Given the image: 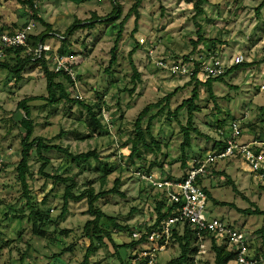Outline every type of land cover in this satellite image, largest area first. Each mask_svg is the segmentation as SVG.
Returning <instances> with one entry per match:
<instances>
[{"label": "rangeland", "instance_id": "374dc122", "mask_svg": "<svg viewBox=\"0 0 264 264\" xmlns=\"http://www.w3.org/2000/svg\"><path fill=\"white\" fill-rule=\"evenodd\" d=\"M24 1L28 0H0V33H14L35 20L34 11ZM136 1L34 0L39 17L51 25L53 32L62 36V39L51 36L47 43L66 57L77 77V84H70L63 77L57 81L66 85L72 97L91 105H101L111 126H107L105 117L101 115L108 134L95 137L87 128L89 115L86 109L65 101L55 105L45 100L30 102L33 139L42 137L75 155L96 151L99 156V160L92 159L86 164L73 162L72 158L57 152L45 153L51 162L46 173L75 178L78 182L74 190L76 195L82 194L91 185L96 193L108 191L120 178V190L124 196L109 195L97 205L117 224L134 228L133 231L118 232L109 220H105V228L112 231L118 248L106 240L91 257L90 264L128 262L143 246L127 249L125 245L135 240V232L145 231L155 223L158 203L167 202L162 191L135 175L139 169L159 172L163 178L180 179L195 160L205 158L208 152L220 147L226 135L221 136L218 130L230 134L234 120L242 125L243 140H250L264 131V111L261 110L264 107V90H261L264 85V66H261L264 9L259 13L257 11L264 0H208L203 5L205 14L198 17L197 22L202 26L203 35L215 43L200 45L196 49L192 42L198 39L194 20L197 0H145L138 9L137 31L134 33L135 15L124 26L118 45V61L110 69L112 49L121 23ZM115 3L121 6V18L114 23L105 22L113 13ZM37 24L36 35L48 30L45 25ZM74 24H78V28L70 35ZM142 39L148 40L147 45L141 44ZM137 43L139 50L132 60L141 73V81L133 90L134 71L129 54ZM150 49L155 53V60L168 57L190 61L212 49L210 51L217 52L219 56L229 58L242 54L246 63H252L248 66L250 69L242 66L225 76L223 81L214 83L216 103L210 99L207 87H200L197 104L202 111L196 114L195 126L203 136L193 134L192 146L186 153L182 150V126L187 125V109L179 113L175 111L191 98L195 84L187 86L189 79L171 76L157 68L150 57ZM0 63L15 65V55L5 51L0 56ZM50 66L55 69L54 62ZM176 90L178 92L167 101L166 97ZM47 96V79L39 64L27 66L20 82L9 70L0 69V264H82L91 244L84 233L85 224L92 219L87 200L71 202L63 216L67 185L39 174L42 162L35 152L30 162V204L17 180V165L25 135L20 126L23 113L18 110V105L26 98ZM155 104L159 106L152 108L143 120V129H146L150 119L155 117L152 122L155 142L147 136V145L140 146V157H135V164H131L129 157L136 137L135 123L146 107ZM120 153L123 158H120ZM184 155L187 157L185 168ZM229 178L241 195L233 191ZM202 185L215 201L234 205L220 206L209 199L206 209L208 218L223 219L243 231L251 254L263 256L264 245L258 231L263 227L264 217L243 211L264 210V180L256 179L245 163L231 159L220 160L212 166ZM31 207L36 213L49 215L45 229L56 231L55 239H42L32 233ZM63 230H70V235H60ZM219 243L226 245L223 241ZM95 244L98 245V242ZM70 247L72 250L65 252ZM227 248L230 249L229 246ZM179 256V245L171 242L168 249L161 253L157 264H166ZM214 261L212 241L206 240L196 262L212 264Z\"/></svg>", "mask_w": 264, "mask_h": 264}, {"label": "trees", "instance_id": "16d2710c", "mask_svg": "<svg viewBox=\"0 0 264 264\" xmlns=\"http://www.w3.org/2000/svg\"><path fill=\"white\" fill-rule=\"evenodd\" d=\"M145 0H137L134 4L133 8L131 9L130 13L127 15V17L123 20L121 23V29L118 33V38L116 40L115 47L112 49V59L110 62V69L117 64L118 61V45L119 41L122 37L124 26L130 19L132 15L136 16V28L134 30V33L137 31V26L139 22V12L138 9L142 5V3ZM208 0H197L194 4V8L196 10V14L194 16L195 24L197 27V34L198 39L197 41H193V45L195 49L200 45H207L210 46L211 44L214 45V41L207 39L203 33H202V26L197 22L198 17L205 14V10L203 8V5L207 3ZM193 2V1H189ZM24 4H26L28 7H30L33 12V18L41 23L42 25H45L48 27V30L37 35L32 36L30 38V42L34 44V46H38L39 44H44L48 41L49 38L57 37L62 39V36H60L58 33L53 32V29L51 25L46 24L43 19H41L38 15L37 8L35 6L34 0H28L24 1ZM264 9V1L260 5V7L257 9L258 13ZM121 6L117 3H115L114 11L111 15L107 17L105 22L108 23H114L118 19L121 18ZM100 22H103V20L99 19ZM78 28V24H74L71 30L69 31V34L71 35L72 32ZM63 40H66V37L63 36ZM139 50V44L137 43V47H135L129 54L131 59V65L134 71L132 82L135 85L134 89L137 88L138 83L141 81V73L138 71L134 61L132 60L133 56L137 53ZM212 49H209V51ZM14 54L16 64L11 66L8 63H0V69L9 70L14 76L17 82L22 81L23 79V72L25 71L26 67L30 64H39L44 72L45 78L47 79V91L48 96L47 97H30L22 100L18 105V110L22 111L23 116L20 121V126L24 130V138L22 141V151L20 153V160L17 165V180L22 186L23 194L28 199L30 204V190H29V177L31 175V158L33 153L35 152L38 156V159L42 162V166L39 170V174L44 176L47 179H52L56 183H63L66 186L65 195H64V207H63V213L64 216L68 212V207L71 202H80L83 200H87L88 203V213L92 217L91 220L87 221L84 227V233L85 236L90 240L91 244L87 249L84 261L82 264H90L91 257L98 252V250L101 248L100 246H103L106 240H109L112 242V244L115 246V248H118V246L114 243L113 237H112V231L105 228V220H109L112 223L113 228L118 232H124V231H133L134 228L131 226H121L116 223V221L113 218L108 217L104 211L98 207V202L109 196V195H121L124 196L123 193L120 190V186L122 184V181L120 178H118L115 181L114 187L108 191H102L100 193H96L93 186L91 185L86 191H84L80 195H76L74 193V190L78 186V182L75 178L72 177H61V176H55V175H49L46 173V169L50 165V159L45 156V153L50 152H57L60 154H63L67 157L72 158L73 162H84L89 163L92 159L99 160V156L96 151L88 152V153H81L79 155H75L71 153L68 149H64L63 147L59 145L50 144L46 141V139L39 137L33 139L34 134V124L31 119V108L29 106L30 102L36 101V100H45L48 103L55 105L60 104L62 102H67L69 104H74L76 106H80L87 110L89 115V120L87 121V128L90 130L93 136L99 137L104 136L105 134H108V131L105 129V126L102 124V121L100 119V116L102 115V107L101 105H91L86 103L84 100L72 97V95L68 92L66 85L63 82L57 81L59 78L63 77L67 80L68 83L74 84L73 79L64 71H57L56 69H52L50 66L51 60L45 59V57L42 58H36L34 55L27 53V49L24 47L21 48H12V49H4V54ZM27 54L25 57H22V54ZM252 63H244L242 65H237L227 71V73L221 77L218 78H211L207 79L204 83L202 81L197 80L196 77H193L187 86H191L193 83L195 84V87L192 91L191 98L185 100L175 111V113H179L183 109H187L188 113V120L187 125L182 126V132L184 135V142L182 143V150L184 153L192 146V140H193V134L202 137V132L195 126V118L196 114L200 113L202 111V108L197 104L199 98H200V87L205 86L207 87L210 99L216 103V95L213 90V86L215 82L223 81L225 76H227L229 73L233 72L236 69H239L242 66L248 67ZM254 64V63H253ZM108 69V71L110 70ZM133 92V91H132ZM176 92L168 95L166 97V100L169 101L176 93ZM159 106L158 104L155 105H149L146 107L138 116L137 121L135 123L136 127V137L133 141V151L130 155L131 164H135L134 158L140 157V146H146L147 145V136L152 139V142L154 143V137L152 135V122L155 117H152L148 123V126L146 129H143V120L148 116L149 112L152 110V108ZM261 110L264 111V107H261ZM221 125V124H220ZM264 131L260 132V134H263ZM259 135V134H258ZM225 142L220 143V147L224 146ZM193 165V164H192ZM154 166V165H153ZM187 166V157L184 155L183 157V167L185 168ZM190 166L189 168H191ZM140 170V169H139ZM187 175V174H186ZM186 175L183 178L180 179H173L168 178L170 180L175 181H182L186 178ZM228 182L233 186V191L237 195H241L242 193L239 191L237 186L234 184V182L229 178ZM106 183V177L103 178V185ZM203 179H198V184L203 187L202 185ZM203 190L206 192L208 200L213 199L211 193L203 187ZM214 200V199H213ZM215 201V200H214ZM217 205L220 206H234L233 204L225 203V202H217L215 201ZM177 204H170L165 201H160L157 206V219L155 223L152 226H148L145 231H139L141 233L138 240H133V242L129 245H125L127 249H134L143 243L146 242L147 236L151 234L154 231H157L159 229V226L162 221L170 218L173 216L178 209ZM245 214H251V215H257V216H263L264 217V210H261L259 208H256L255 210H249V211H243ZM30 219L32 220V233L39 238L46 239V240H53L56 238V231L55 232H48L46 228V224L49 221V215H45L44 213H36L35 209L31 207V213H30ZM70 230H63L60 232V235L68 237L70 235ZM258 234H260L263 245H264V224L262 229L258 231ZM205 237H207V234H205ZM212 241V249L215 253V261L212 264H229L232 261L237 260V254L233 249H228L227 245H220L218 243L217 237H211ZM172 242L177 243L180 248V256L167 262L166 264H197L196 257L200 253V240L198 239L197 235L186 225L181 229L180 226H177L173 230V236H172ZM98 242V245L95 243ZM250 247V246H249ZM72 248H67L65 252H70ZM264 256V255H263ZM260 257V256H257ZM133 258V256H131ZM130 258V259H131ZM122 264H131L130 260L128 262H122Z\"/></svg>", "mask_w": 264, "mask_h": 264}, {"label": "built area", "instance_id": "2783aa9c", "mask_svg": "<svg viewBox=\"0 0 264 264\" xmlns=\"http://www.w3.org/2000/svg\"><path fill=\"white\" fill-rule=\"evenodd\" d=\"M38 22L33 20L14 33H0V56L4 55V49L21 48L27 49V53L36 58L45 57L55 63L57 71L66 72L77 84V77L73 74L72 66L47 42L34 46L30 42L32 36H37L35 31ZM142 45H147L148 40L142 39ZM201 50H204L202 48ZM151 59H154L157 68L167 72L171 76L187 78L205 82L207 79L218 78L237 65L246 63L244 55L233 57L219 56L213 51H205L190 61L183 59L173 60L168 57L155 60V53L149 51ZM264 66V45L261 55ZM264 74V70L262 72ZM264 90V85L261 86ZM107 126L110 120L106 110L102 111ZM221 136H225L224 146L217 147L207 153V156L194 161L188 170L186 178L182 181L163 178L162 174L156 171L138 170L135 175L142 181L162 191L168 203L177 204V212L170 218L161 222L159 229L147 236L145 243L140 245L143 248L133 254L131 264H157L161 253L165 252L172 242L173 230L177 227L188 226L200 240V252L206 240L217 237L218 243L223 241L230 249L237 254V264H264V256H253L250 251L247 237L243 231L227 223L223 219L208 218L206 209L208 197L203 187L198 184L199 178L210 175V169L218 161L237 159L249 166L256 179L264 180V133L243 140L244 131L238 120H234L230 126V134L218 130ZM120 158H123L120 153ZM207 234V237H205ZM141 233L135 232L134 237L139 239ZM139 246V247H140Z\"/></svg>", "mask_w": 264, "mask_h": 264}, {"label": "crops", "instance_id": "0c3cea01", "mask_svg": "<svg viewBox=\"0 0 264 264\" xmlns=\"http://www.w3.org/2000/svg\"><path fill=\"white\" fill-rule=\"evenodd\" d=\"M248 69H250V67H247ZM249 74V76H252V73H248ZM203 187H205V186H203ZM206 188V187H205ZM212 195V194H211ZM213 197V196H212ZM220 244V243H219Z\"/></svg>", "mask_w": 264, "mask_h": 264}]
</instances>
